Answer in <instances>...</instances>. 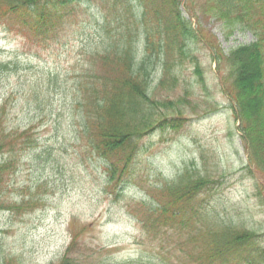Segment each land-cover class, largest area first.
<instances>
[{
  "label": "trees",
  "instance_id": "obj_1",
  "mask_svg": "<svg viewBox=\"0 0 264 264\" xmlns=\"http://www.w3.org/2000/svg\"><path fill=\"white\" fill-rule=\"evenodd\" d=\"M184 1L0 0V20L39 46L60 43L81 16L93 25V33H84L87 53L82 52L73 86L60 87L72 103L71 126L79 135L75 148L102 161L107 187L115 197L124 194L133 176L143 140L156 132H179L192 121L187 112L197 117L198 110L219 109L204 99L191 110L194 93L190 88L182 91L180 68L187 62L204 85L197 53L202 46L216 63L222 93L233 102L241 142L250 157L246 169L264 177V0H199L198 11L186 16ZM211 20L230 33L250 32L254 42L226 53L201 29ZM19 66L18 61L2 63L0 75ZM59 78L55 74L49 82L58 86ZM33 87L34 105L45 113L52 105L41 99L40 86ZM8 104H0V212L20 215L31 202L12 200L8 184L20 169L23 153L34 148V127L13 134L7 125ZM21 135L26 138L20 141ZM202 159L208 160L205 155ZM209 166L205 162L202 170L194 161L175 179L147 185L141 200L127 203L141 250L137 260L116 264H264V233L231 219L219 198L227 178ZM259 187L264 200V184ZM75 243L72 237L55 264H80L72 252Z\"/></svg>",
  "mask_w": 264,
  "mask_h": 264
},
{
  "label": "rangeland",
  "instance_id": "obj_2",
  "mask_svg": "<svg viewBox=\"0 0 264 264\" xmlns=\"http://www.w3.org/2000/svg\"><path fill=\"white\" fill-rule=\"evenodd\" d=\"M198 2L184 1L185 16L198 11ZM77 20L60 43L47 47L0 20V64H20L0 75V104L8 100L7 125L13 134L23 135L34 127V148L23 153L20 169L8 184L12 200L20 197L31 203L19 210L20 215L0 212V264H55L72 237L76 239L72 252L80 264L137 260L141 248L136 244V224L127 212V203L141 200L145 186L175 179L194 161L197 168L203 170L206 162L214 173L226 176L219 198L227 204L231 219L264 233V200L258 188L264 177L246 169L250 157L241 142L233 102L222 93L216 63L203 46L197 53L204 85L195 66L187 62L180 68L182 91L190 88L194 93L191 110L202 106L204 99L219 109L198 110L197 117L187 112L192 121L179 132H157L143 140L124 194L113 195L102 161L88 150L75 148L79 135L71 126L72 103L60 87L73 86L84 60L82 52L87 53L84 33L94 32L85 16ZM201 29L213 35L226 53L254 42L250 32L237 29L230 33L217 20L204 22ZM55 74L60 76L58 86L49 82ZM31 85L40 86L41 99L52 105L43 107L45 113L34 105L36 87ZM22 135L20 141L26 138Z\"/></svg>",
  "mask_w": 264,
  "mask_h": 264
}]
</instances>
